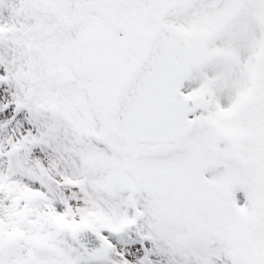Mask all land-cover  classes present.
I'll return each instance as SVG.
<instances>
[{
    "label": "snow or ice",
    "instance_id": "1",
    "mask_svg": "<svg viewBox=\"0 0 264 264\" xmlns=\"http://www.w3.org/2000/svg\"><path fill=\"white\" fill-rule=\"evenodd\" d=\"M0 264H264V0H0Z\"/></svg>",
    "mask_w": 264,
    "mask_h": 264
}]
</instances>
